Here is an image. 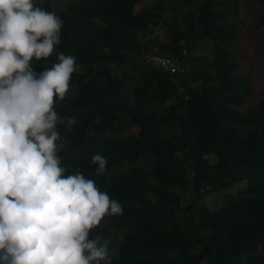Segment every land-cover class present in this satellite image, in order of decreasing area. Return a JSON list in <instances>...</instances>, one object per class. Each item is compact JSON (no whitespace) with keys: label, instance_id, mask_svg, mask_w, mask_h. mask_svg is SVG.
<instances>
[{"label":"trees","instance_id":"16d2710c","mask_svg":"<svg viewBox=\"0 0 264 264\" xmlns=\"http://www.w3.org/2000/svg\"><path fill=\"white\" fill-rule=\"evenodd\" d=\"M145 1L68 3L58 14L60 43L30 61L39 72L62 52L79 66L65 97H54L64 121L56 131L68 138L56 153L64 175L79 170L122 205L90 236L109 242L110 264H264V101L239 109L250 90L235 76L234 26L221 1L200 0L181 17L174 0ZM248 1L261 6L256 26L264 34V0ZM37 4L51 11L52 0ZM160 23L169 41L143 42ZM200 42L210 54L188 57ZM155 49L180 55V69H145L141 57ZM126 65L130 87L118 74ZM97 153L106 159L101 175L91 162ZM221 189L233 193L210 207L208 194Z\"/></svg>","mask_w":264,"mask_h":264},{"label":"clouds","instance_id":"9594fccd","mask_svg":"<svg viewBox=\"0 0 264 264\" xmlns=\"http://www.w3.org/2000/svg\"><path fill=\"white\" fill-rule=\"evenodd\" d=\"M51 11L0 0V264H110L109 242L90 232L122 205L79 170L64 175L56 153L54 97H65L75 57L60 52L39 72L30 64L60 43L62 20ZM91 162L105 172L103 155Z\"/></svg>","mask_w":264,"mask_h":264},{"label":"rangeland","instance_id":"374dc122","mask_svg":"<svg viewBox=\"0 0 264 264\" xmlns=\"http://www.w3.org/2000/svg\"><path fill=\"white\" fill-rule=\"evenodd\" d=\"M76 0H52V11L57 16L63 11L68 3L75 2ZM200 0H193L191 5H187L183 0H174L175 14L181 17L187 10H192L193 7ZM223 2L222 9L228 14V22L233 24L234 40L231 44L234 60L239 64L238 70L235 72L236 77H244L247 79V87L250 93L245 97L239 109L241 111L247 110L249 107L257 104L259 101H264V34L262 30L257 28L256 20L260 14L261 6L255 3H251L248 0H216ZM147 4V1L142 0L141 6ZM176 19V18H175ZM170 27H173V22L168 20ZM157 37L161 43L166 44L170 38V29L164 24L160 23L158 26L151 29L150 34L142 41H149ZM200 48L195 53H188L187 56L201 58L207 57L210 54V45L204 42H200ZM139 62V60H138ZM201 63H199L200 65ZM126 68H131L130 65L124 66L119 70L118 74L125 80L128 87H130V81L128 77L122 76V71ZM75 70L79 71L78 64L75 63ZM175 102V99H170L165 104L168 106ZM70 111V110H69ZM64 125V121L58 118L55 130ZM70 133V132H69ZM68 138L60 136L55 142L57 145L56 152L61 150ZM209 162L215 163L216 159L213 155L206 157ZM246 183L242 182L236 184L238 188L245 187ZM230 189V188H229ZM221 189L218 192H211L207 197V204L210 207H216L222 202V196H228L233 191ZM241 189V188H240ZM106 226V225H105ZM122 238L120 233L117 234V242ZM205 263V262H204ZM207 264V262L205 263Z\"/></svg>","mask_w":264,"mask_h":264},{"label":"built area","instance_id":"2783aa9c","mask_svg":"<svg viewBox=\"0 0 264 264\" xmlns=\"http://www.w3.org/2000/svg\"><path fill=\"white\" fill-rule=\"evenodd\" d=\"M186 52L182 51V55ZM182 57L180 55H166L161 54L158 50H154L149 53H144L141 57V64L145 69H156L169 74L176 73L181 67ZM184 72V68L181 69Z\"/></svg>","mask_w":264,"mask_h":264}]
</instances>
